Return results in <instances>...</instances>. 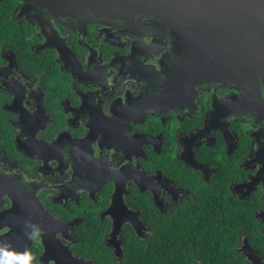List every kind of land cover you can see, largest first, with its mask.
Listing matches in <instances>:
<instances>
[{
    "label": "flooded vegetation",
    "instance_id": "flooded-vegetation-1",
    "mask_svg": "<svg viewBox=\"0 0 264 264\" xmlns=\"http://www.w3.org/2000/svg\"><path fill=\"white\" fill-rule=\"evenodd\" d=\"M25 5L0 0L1 264H128L174 238L188 264H264V78L249 103L172 72L147 14Z\"/></svg>",
    "mask_w": 264,
    "mask_h": 264
},
{
    "label": "water",
    "instance_id": "water-1",
    "mask_svg": "<svg viewBox=\"0 0 264 264\" xmlns=\"http://www.w3.org/2000/svg\"><path fill=\"white\" fill-rule=\"evenodd\" d=\"M54 16H151L166 27L177 51L172 72L184 78L218 83L259 97L264 78V0H25ZM15 204L9 210L15 213ZM43 243L48 257L50 244ZM56 264H81L79 260ZM42 260V257H41ZM1 264V255H0ZM92 264V263H88Z\"/></svg>",
    "mask_w": 264,
    "mask_h": 264
},
{
    "label": "trees",
    "instance_id": "trees-1",
    "mask_svg": "<svg viewBox=\"0 0 264 264\" xmlns=\"http://www.w3.org/2000/svg\"><path fill=\"white\" fill-rule=\"evenodd\" d=\"M172 247L163 246L161 239H153L150 242L134 241L132 248H138L136 250H129L128 258L130 262L128 264H188L194 256L185 252H178V249L174 246L178 245L180 240L174 238ZM206 262H208V256H199ZM226 255H222L224 260ZM33 264H37L34 261Z\"/></svg>",
    "mask_w": 264,
    "mask_h": 264
},
{
    "label": "clouds",
    "instance_id": "clouds-1",
    "mask_svg": "<svg viewBox=\"0 0 264 264\" xmlns=\"http://www.w3.org/2000/svg\"><path fill=\"white\" fill-rule=\"evenodd\" d=\"M39 235V230L33 231L31 234V238H36ZM2 251V250H0ZM25 256L27 257L26 264H30L31 260L33 259L29 253H25Z\"/></svg>",
    "mask_w": 264,
    "mask_h": 264
}]
</instances>
